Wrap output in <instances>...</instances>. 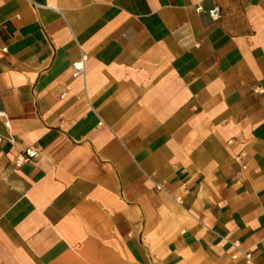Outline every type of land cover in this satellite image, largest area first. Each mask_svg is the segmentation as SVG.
<instances>
[{
	"label": "crops",
	"instance_id": "obj_1",
	"mask_svg": "<svg viewBox=\"0 0 264 264\" xmlns=\"http://www.w3.org/2000/svg\"><path fill=\"white\" fill-rule=\"evenodd\" d=\"M0 112V264H264V0H0Z\"/></svg>",
	"mask_w": 264,
	"mask_h": 264
},
{
	"label": "built area",
	"instance_id": "obj_2",
	"mask_svg": "<svg viewBox=\"0 0 264 264\" xmlns=\"http://www.w3.org/2000/svg\"><path fill=\"white\" fill-rule=\"evenodd\" d=\"M196 10L201 12L204 9L202 6H197ZM207 13L215 21L219 20L222 17V12H221V9L219 7L210 8L207 10ZM3 51H7V48L6 47L3 48ZM86 61H87V55H83L80 60L73 63L72 68H73V76L74 77H78L84 73ZM0 116L5 119V125L7 127H9L10 122L7 119V114L5 112H0ZM1 141H2V138L0 137V143H1ZM39 156H40V152L38 150L33 149L31 147H27V148H25V150H23L21 153H19L15 157L14 162H15L16 166H22L23 164L31 162L32 160L38 158ZM158 188H160V187H158ZM232 244L235 248L239 247V242L237 240H234L232 242ZM244 256H245L248 263L256 264L253 262L252 254L250 252L245 253Z\"/></svg>",
	"mask_w": 264,
	"mask_h": 264
}]
</instances>
